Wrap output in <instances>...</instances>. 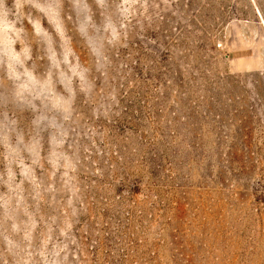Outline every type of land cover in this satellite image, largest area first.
<instances>
[{
    "label": "rangeland",
    "instance_id": "374dc122",
    "mask_svg": "<svg viewBox=\"0 0 264 264\" xmlns=\"http://www.w3.org/2000/svg\"><path fill=\"white\" fill-rule=\"evenodd\" d=\"M0 264H264V0H0Z\"/></svg>",
    "mask_w": 264,
    "mask_h": 264
}]
</instances>
